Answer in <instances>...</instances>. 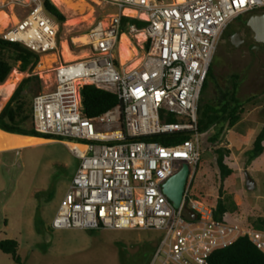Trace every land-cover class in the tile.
<instances>
[{
  "label": "built area",
  "instance_id": "2783aa9c",
  "mask_svg": "<svg viewBox=\"0 0 264 264\" xmlns=\"http://www.w3.org/2000/svg\"><path fill=\"white\" fill-rule=\"evenodd\" d=\"M47 1L0 0V13L9 16L11 9L17 19L0 29V39L22 44L40 57L57 52L61 24L47 12ZM98 2L116 11L95 21L86 44L68 43L70 50L83 49L86 56L55 67L54 89L33 99L36 132L86 148L69 146L80 165L52 228L162 231L152 264H211L214 253L242 238L264 253V231L233 213L216 218V206L195 199L193 192L203 157L198 120L209 72L229 27L263 11L264 0ZM125 17L148 23L143 31L150 48L145 47L133 68L116 55ZM139 32L135 26L130 30ZM86 86L116 95L118 105L86 116ZM179 133L190 139L171 146L144 139ZM183 164L189 165V176L176 208L164 185Z\"/></svg>",
  "mask_w": 264,
  "mask_h": 264
},
{
  "label": "rangeland",
  "instance_id": "374dc122",
  "mask_svg": "<svg viewBox=\"0 0 264 264\" xmlns=\"http://www.w3.org/2000/svg\"><path fill=\"white\" fill-rule=\"evenodd\" d=\"M83 1L87 4L83 12L73 9L63 12L53 2L66 17V22L61 24L59 50L50 56H42L39 65L31 72L15 70L20 73L16 78L20 81L16 88L23 79L29 77L28 73L35 72L41 80V93L54 89L55 67L69 61L63 57L62 43L65 41L72 44L73 39L88 34L96 20L107 19L116 11L98 0ZM8 13L9 25H14L16 18L11 9ZM0 29H4L2 25ZM142 34L143 39L140 38ZM125 35L135 49L134 57L127 61L128 66H132L133 62L140 61L145 54L146 36L144 31ZM80 38L83 37L75 40L81 41ZM70 51L76 58H83L87 53L74 47ZM120 52L121 45L116 51L121 60ZM46 57L54 58L55 61L48 62ZM213 65L219 89L229 88L231 79L238 77V97L243 101L257 97L255 104L247 107V116L263 120L264 52L257 55L252 53L250 44L242 49H231L229 40L225 42L223 38ZM216 91L215 88L204 91L202 98L209 100L216 96ZM35 96L30 97L32 102ZM7 102L0 96V106ZM214 151L215 148L208 146V150L203 153L193 192L195 199L216 206L218 184L217 171L212 165L216 156ZM236 163L239 165L237 159ZM79 165L80 161L72 154L69 146L56 140H47V143L34 148L0 154V243L7 240L19 243L20 264H152L164 237L162 231L52 228V222ZM179 168L180 165H177L176 169ZM247 171L257 184L253 190L247 187ZM226 190L239 207L233 213L238 218L254 223L264 217V169L257 171L252 163L242 166L239 174L228 181ZM0 264L17 263L14 256L0 250Z\"/></svg>",
  "mask_w": 264,
  "mask_h": 264
},
{
  "label": "trees",
  "instance_id": "16d2710c",
  "mask_svg": "<svg viewBox=\"0 0 264 264\" xmlns=\"http://www.w3.org/2000/svg\"><path fill=\"white\" fill-rule=\"evenodd\" d=\"M46 10L60 24L66 22L64 14L50 0L46 3ZM261 13H264V10ZM134 26L143 31L147 28L148 23L125 17L122 20L121 32L128 34ZM149 48L150 43H147L146 49ZM40 60V55L22 44L10 43L0 39V85H4L15 70L21 73L33 71ZM230 85L229 88L219 89L213 65L205 83L204 91L215 88L217 89L216 96H212L209 100L202 98L198 120V130L203 135L201 141L202 152H206L208 146L215 148L216 156L212 165L217 171L218 200L215 217L218 219L225 213H235L239 209L226 190V182L234 173L230 165L234 161V154L225 143L226 136L245 118L247 107L255 104L257 100L256 96L245 101L238 97L240 86L238 77L232 78ZM41 92L39 76H30L23 79L5 107L0 111V130L14 135L65 141L42 135L33 128V102L30 97ZM82 102L85 115L92 118L113 109L118 105L119 100L114 94L92 86H86L82 89ZM144 139L171 146L189 140L190 136L187 133H179L174 136H152ZM263 154L264 119L260 120V127L253 138V148L246 153L247 164L252 163ZM253 224L256 229L264 231V217L258 218ZM0 250L14 256L17 264L21 263V259L18 257L19 243L16 240L2 241ZM211 264H264V253L258 250L248 238H242L234 245L214 253Z\"/></svg>",
  "mask_w": 264,
  "mask_h": 264
},
{
  "label": "bare ground",
  "instance_id": "6f19581e",
  "mask_svg": "<svg viewBox=\"0 0 264 264\" xmlns=\"http://www.w3.org/2000/svg\"><path fill=\"white\" fill-rule=\"evenodd\" d=\"M53 2L63 11L66 12V9H73L76 11H84L87 8V4L83 0H53ZM127 13L133 14V12L127 11ZM17 22V19H16ZM10 23L9 16L5 13H0V25H2L3 28L7 27ZM80 38L81 41H76L75 39ZM74 39V42L77 46L86 44L88 42V36L83 35L79 36ZM144 34L140 36L141 39H143ZM62 49H63V57L65 59H68L69 61L77 59L75 56L71 55V51L69 49L68 43L65 41L62 43ZM121 60L122 63H126L127 61L132 60V58L135 55V49L132 48L131 43L129 39L126 36H122L121 39ZM50 56V55H49ZM51 58V57H50ZM46 57V60L48 62H51L54 60ZM56 59V58H55ZM45 60V61H46ZM46 61V62H47ZM55 61V60H54ZM140 61H135L132 63V68L136 67ZM20 73H17L16 71L12 73L8 81L0 87V92H2V96L6 100L11 96V94L14 92L16 85L19 81V79H16L17 76H19ZM23 76V75H22ZM22 78V77H21ZM20 82V81H19ZM47 143L45 140L35 139V138H29V137H22V136H16L12 134L5 133L0 130V152L2 151H12V150H19V149H25L28 147L37 146L39 144ZM71 148H78L81 151H85L86 148L83 146H75V145H69Z\"/></svg>",
  "mask_w": 264,
  "mask_h": 264
},
{
  "label": "water",
  "instance_id": "95a60500",
  "mask_svg": "<svg viewBox=\"0 0 264 264\" xmlns=\"http://www.w3.org/2000/svg\"><path fill=\"white\" fill-rule=\"evenodd\" d=\"M248 42L256 44L254 49L257 52H264V13L253 14L247 23L229 39L231 49L241 48ZM245 175L248 189H255L257 184L249 172L247 171ZM188 176L189 165L183 164L181 169L164 185V193L176 208H179L182 203ZM191 214L196 218L193 212Z\"/></svg>",
  "mask_w": 264,
  "mask_h": 264
},
{
  "label": "crops",
  "instance_id": "0c3cea01",
  "mask_svg": "<svg viewBox=\"0 0 264 264\" xmlns=\"http://www.w3.org/2000/svg\"><path fill=\"white\" fill-rule=\"evenodd\" d=\"M124 36H126V35H124ZM1 86L2 85H0V87ZM1 93L2 92H0V96L3 99H5ZM13 93L11 94V96L13 95ZM11 96L8 98L7 101H9ZM4 107H5V105L0 106V111H2V109ZM259 127H260V121L259 120L255 119V118H250V115H248V116L246 115L245 118L234 129L229 131V133L227 134L225 143L233 151V154H234V161L232 162V164H230L234 173L228 179V181L233 176L239 174V172L242 170V166L247 165L248 158H247L246 153L253 148V138H254L255 134L257 133ZM12 135H14V134H12ZM16 136H22V135H16ZM22 137H28V136H22ZM29 138H35V139L47 141L46 139H42V138H36V137H29ZM60 143H63V142L60 141ZM34 147H37V146L28 147V148H34ZM28 148H25V149H28ZM19 150H23V149H19ZM19 150L2 151V152H0V154L9 153V152H13V151H19ZM236 159L238 160L239 165H237ZM252 165H253V168L257 171L261 170V168L264 169V154L260 158L253 161ZM228 181L226 182V185H227Z\"/></svg>",
  "mask_w": 264,
  "mask_h": 264
},
{
  "label": "flooded vegetation",
  "instance_id": "af4514ba",
  "mask_svg": "<svg viewBox=\"0 0 264 264\" xmlns=\"http://www.w3.org/2000/svg\"><path fill=\"white\" fill-rule=\"evenodd\" d=\"M257 13H261V12H257ZM251 16H252V15H251ZM251 16L242 17V18L236 20V21L234 22V24H232V25L229 27V29L227 30V32H226V34H225V36H224V41H225V42H228V40L230 39V37H231L232 35H234L237 31H239V30H240V29H241V28L247 23V21L250 19ZM246 44H250V49H251L252 53H254V54L257 55V54H259V53L262 52V51L257 52V51L254 49L255 46H256V44H255V43H252V42H248V43L243 44L242 47L239 48V49H242L243 46H245Z\"/></svg>",
  "mask_w": 264,
  "mask_h": 264
}]
</instances>
